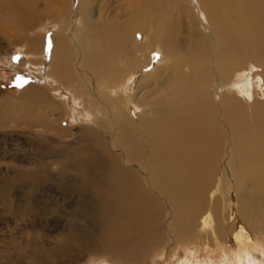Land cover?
Returning <instances> with one entry per match:
<instances>
[{
  "label": "bare ground",
  "instance_id": "obj_1",
  "mask_svg": "<svg viewBox=\"0 0 264 264\" xmlns=\"http://www.w3.org/2000/svg\"><path fill=\"white\" fill-rule=\"evenodd\" d=\"M62 1L0 0V33L16 26L21 37L10 38L19 40L36 20L58 21L48 81L73 92L101 134L82 130L79 159L91 163L72 166L80 178L62 177L61 190L86 195L73 207L90 218L93 233L103 231L100 241L110 240L108 263L127 264L128 250L160 240L173 246L183 236L212 240L214 249L225 241L237 250L264 247V0H195L197 20L187 0H71V17ZM35 34L26 46L34 56L47 44ZM21 101L31 112L45 105L55 114L66 105L30 83ZM95 168L97 177L89 175ZM40 176L41 184L55 182ZM200 249L191 264L208 263ZM225 251L220 264H245L243 251L235 259ZM246 261L256 264L251 254Z\"/></svg>",
  "mask_w": 264,
  "mask_h": 264
},
{
  "label": "rangeland",
  "instance_id": "obj_2",
  "mask_svg": "<svg viewBox=\"0 0 264 264\" xmlns=\"http://www.w3.org/2000/svg\"><path fill=\"white\" fill-rule=\"evenodd\" d=\"M70 1H62L68 7V16H70V6H72V1ZM192 1L187 0L191 15L194 14L193 16L197 20V18H200V14L197 13L195 0ZM97 2L100 5L101 1ZM113 2L115 4V0ZM70 19L71 24L69 22L67 34L73 35L77 25L72 21V18ZM36 21L35 27L32 26L35 29L19 40L10 38L15 37V35L18 38L21 37L19 28L16 26L14 30L6 31L8 35L0 33V182L2 180V182L8 183L5 184V187L8 186V188L4 187L3 189L0 186V264H110L108 263L109 259L115 258V253L104 247V242L111 244L110 240L105 241L103 239L100 241L99 237L103 236V231L100 230L98 234L95 233L96 227L89 223L90 218L78 215L73 207L77 197L85 201L86 195H83L84 192L81 193L80 190L78 191V193L80 192L79 196L61 190L62 177L79 179L80 175L75 172L72 166L78 164L81 160L86 161L84 157L79 159V156L83 153L81 147L83 141L82 130L93 128L100 134V128L94 126L92 114L90 115V111L83 108L82 101L76 98L73 92L57 81L51 79L48 81L47 76L50 72L52 57V46L49 44V39L54 36L55 30L58 28V21L54 20L53 15H48L45 19ZM67 21L68 18L66 17L65 22ZM38 31L46 37L47 44L44 45V49H39L40 54H35V56L27 54V39L35 33V36L39 35ZM15 40L16 42H14ZM25 53L29 57L25 56ZM251 70L252 68H249L248 72ZM29 83L43 88L47 96L57 104L64 102L66 105H61L60 111L58 109L55 114L48 113L49 109L45 105L43 107L40 105L34 112L29 111L27 108L26 110L23 101H21L22 106L17 101L22 99L23 90ZM128 84L129 80L125 85ZM255 101L251 102L254 103ZM132 103L130 100V113L135 115L137 108ZM81 108L82 111H80ZM66 109L67 111H65ZM86 111H88V114ZM46 113L49 114L48 117ZM43 114H46V117ZM75 118L78 119V122ZM51 120L56 124L51 123ZM56 149L57 151H55ZM43 151L44 153H42ZM43 154L44 156H41ZM56 154L62 156L61 159L57 158L56 160L55 157H52ZM70 156L72 157L70 158ZM86 162L91 163V160L88 159ZM66 169H69V171ZM44 171L53 176L55 182L41 184L43 177L40 175ZM99 174L100 169L98 168L89 171V175L94 177L99 176ZM23 176L26 184L24 180V182L18 181ZM39 184L41 185L39 186ZM88 193L92 197L94 196L90 194L91 192L88 191ZM79 199L77 200L79 201ZM221 211L226 216L230 215L228 200L224 199V202L221 203ZM217 223L216 220L214 226ZM154 227L156 226L151 227V231L155 230ZM93 230H95L94 233ZM72 234H74L73 241L65 238ZM77 234H79L80 239L77 238ZM138 238L135 237L133 241L137 243ZM194 239L183 236L179 237L173 246L160 240L148 245L144 251L137 252L138 249L137 251L131 249L128 250L129 255L122 260V263L183 264L184 262L185 264L188 262L191 264L190 255L193 258L194 252L201 248V257L208 260L207 264H220L227 253L225 250L229 248L233 258L236 251H238V254L243 251L245 264H247L246 256L249 254L253 256L256 264H264L263 246H258V249H255L251 245L249 248L240 247L237 250L233 243L228 244L225 241L220 243V247L214 249L212 240L205 241L202 238L203 242L200 238ZM210 250L213 251V254L209 253ZM114 260L116 261V259ZM211 260L215 262L213 263Z\"/></svg>",
  "mask_w": 264,
  "mask_h": 264
}]
</instances>
